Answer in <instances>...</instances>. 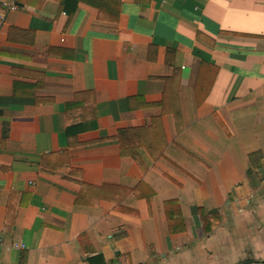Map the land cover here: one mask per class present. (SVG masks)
Returning a JSON list of instances; mask_svg holds the SVG:
<instances>
[{"label":"crops","instance_id":"0c3cea01","mask_svg":"<svg viewBox=\"0 0 264 264\" xmlns=\"http://www.w3.org/2000/svg\"><path fill=\"white\" fill-rule=\"evenodd\" d=\"M2 1L0 264H264V0Z\"/></svg>","mask_w":264,"mask_h":264},{"label":"trees","instance_id":"16d2710c","mask_svg":"<svg viewBox=\"0 0 264 264\" xmlns=\"http://www.w3.org/2000/svg\"><path fill=\"white\" fill-rule=\"evenodd\" d=\"M80 108V104H79V101L78 99L69 104L67 106V109H66V116H67V135L68 137L70 138H73L75 135H77L78 133L82 132V131H85L86 129H89L88 127H84V124L82 122H79L77 120H74L76 122H74L73 124L70 122L71 121V118H70V113L71 112H74L76 110H79ZM93 128H95V125L93 124L92 126ZM201 219L203 220L204 222V225H205V230L209 231L208 229V224L209 222H213L216 221L217 219V213H212L210 215H202L201 214Z\"/></svg>","mask_w":264,"mask_h":264},{"label":"built area","instance_id":"2783aa9c","mask_svg":"<svg viewBox=\"0 0 264 264\" xmlns=\"http://www.w3.org/2000/svg\"><path fill=\"white\" fill-rule=\"evenodd\" d=\"M2 6L9 10V11H16L18 10V7L15 5V3L13 2V0H3L2 1ZM3 26V18H0V31L2 29Z\"/></svg>","mask_w":264,"mask_h":264}]
</instances>
